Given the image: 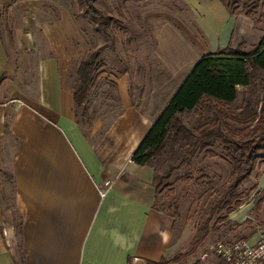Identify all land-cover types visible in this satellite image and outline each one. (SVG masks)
<instances>
[{
  "label": "crops",
  "instance_id": "crops-1",
  "mask_svg": "<svg viewBox=\"0 0 264 264\" xmlns=\"http://www.w3.org/2000/svg\"><path fill=\"white\" fill-rule=\"evenodd\" d=\"M177 2L181 13L154 16L156 26L130 36L145 51L137 61L104 74L119 110L102 130L76 124L73 96L61 82L63 60L80 52L71 20L32 14L49 55L34 60L32 89L6 84L13 68L0 41V172L12 193L9 208L0 204V264H146L179 250L187 225L175 232L176 219L154 209L153 168L130 157L202 56L226 47L249 53L251 21L218 0Z\"/></svg>",
  "mask_w": 264,
  "mask_h": 264
},
{
  "label": "rangeland",
  "instance_id": "rangeland-1",
  "mask_svg": "<svg viewBox=\"0 0 264 264\" xmlns=\"http://www.w3.org/2000/svg\"><path fill=\"white\" fill-rule=\"evenodd\" d=\"M76 1L0 0V41L4 45L9 64L13 68L11 77L6 81V84L25 82L30 83L28 87L32 89L34 60L49 58L46 42L40 37L39 30L32 27L34 22L32 14L37 16V12H39L40 16L53 15L54 18L58 17L59 19L65 16L67 20L72 21L77 35V38L72 42L73 48L80 51L79 55L70 59L65 57L62 63L61 82L71 94L76 85L75 69L79 63L84 62L89 52L103 47L98 57L101 66L96 74L94 84L81 106L76 108L74 106L75 122L81 129L94 123H100L102 130L111 121V116L119 110L115 86L106 79L108 77L104 74L121 73L120 71H125L128 68L131 60L139 59L141 50H143L140 48L143 45H138V43L136 45L134 43L136 40H132V45H130V36H137L139 31H150L152 25H157L158 19H153L154 16L178 14L181 13L183 7L177 0H99L100 9L112 20L105 30L110 37L108 40L101 32L95 31L96 26L88 16L81 14ZM229 2L233 4L234 10V14L231 15L235 16H245L244 13L251 10V4L256 3L260 6L255 11H250V17H247L251 21L250 39L247 43L251 44L248 51L250 52L264 35V1L229 0ZM146 14L152 19L149 21L145 19ZM239 44L244 45L243 43ZM144 45L146 47V43ZM62 48L66 52V49ZM30 49L33 53L32 58L28 56L30 53L27 52ZM19 74L22 77L20 80H18ZM237 90V99L229 106L230 108H238L241 106V101L246 98H254L245 89L237 88ZM181 119L186 127L195 126L196 117L194 115H182ZM9 144L11 141L7 142V147ZM175 163L176 159L172 156L165 160L162 159L155 166L156 173L162 174L168 166H174ZM261 167L258 166L241 187V190H250L248 198L238 209L228 215L223 225H213V218L208 224L206 237L191 252L190 245L195 241L197 232L202 230V223L206 219L210 203L216 200L224 190L229 169L219 158L206 160L196 158L188 167L173 175L172 181L186 173H189L190 179L177 180L170 192L166 191L158 199L159 202L165 200L167 203L176 204L175 232H179L177 227L183 228L184 224L187 225L188 230L185 232V238L179 250L168 260L173 259L176 255H186L174 263L166 264H220L218 259L208 251L209 246L215 242L238 238L250 241L264 239V177L261 174ZM260 177L262 181H260ZM11 197V186L8 179H3L0 176V204L3 209L9 208ZM10 213L11 220H14L13 242L17 250L15 216L13 211ZM231 216V221H228ZM204 254L206 257L202 258Z\"/></svg>",
  "mask_w": 264,
  "mask_h": 264
},
{
  "label": "trees",
  "instance_id": "trees-1",
  "mask_svg": "<svg viewBox=\"0 0 264 264\" xmlns=\"http://www.w3.org/2000/svg\"><path fill=\"white\" fill-rule=\"evenodd\" d=\"M218 1L229 14H234L229 0ZM76 4L81 14L94 22L95 31L109 40L105 30L112 20L100 9L99 0H77ZM258 7L256 3L251 4L250 11ZM250 11L244 15L250 17ZM102 49L89 52L75 69L76 85L72 90L75 108L81 106L94 84L101 66L98 57ZM238 87L254 98H246L240 107L230 108L237 99ZM187 114L196 117L192 128L182 122V115ZM171 156L176 159L175 165L157 174L155 166ZM196 158H219L227 165L229 174L224 190L210 203L202 230L197 232L190 252L202 243L213 218V225H223L228 215L248 198L250 190H241V187L258 166H264V35L247 54L226 47L215 54L202 56L132 153L130 161L133 164L153 168V207L156 211L176 218V204L165 200L159 202L158 198L166 191L170 192L177 180L190 179L186 173L172 181L174 174ZM0 176L10 182L8 174L0 172ZM185 255L146 264L174 263Z\"/></svg>",
  "mask_w": 264,
  "mask_h": 264
},
{
  "label": "built area",
  "instance_id": "built-area-1",
  "mask_svg": "<svg viewBox=\"0 0 264 264\" xmlns=\"http://www.w3.org/2000/svg\"><path fill=\"white\" fill-rule=\"evenodd\" d=\"M105 192L99 191L102 198ZM208 251L220 264H264V239L250 241L238 238L215 242ZM206 254L202 258H205Z\"/></svg>",
  "mask_w": 264,
  "mask_h": 264
}]
</instances>
